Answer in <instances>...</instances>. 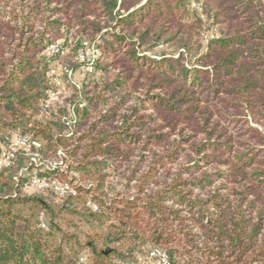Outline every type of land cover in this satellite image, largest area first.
I'll list each match as a JSON object with an SVG mask.
<instances>
[{
	"label": "trees",
	"instance_id": "16d2710c",
	"mask_svg": "<svg viewBox=\"0 0 264 264\" xmlns=\"http://www.w3.org/2000/svg\"><path fill=\"white\" fill-rule=\"evenodd\" d=\"M64 27L101 48L71 137L43 109V50ZM14 133L39 156L63 149L78 194L24 192L33 163L16 149L0 264H161L154 248L170 264H264V0H0V152Z\"/></svg>",
	"mask_w": 264,
	"mask_h": 264
},
{
	"label": "rangeland",
	"instance_id": "374dc122",
	"mask_svg": "<svg viewBox=\"0 0 264 264\" xmlns=\"http://www.w3.org/2000/svg\"><path fill=\"white\" fill-rule=\"evenodd\" d=\"M218 31L217 27H211L203 35V41L206 42L209 35ZM53 45H59L61 47L59 53L53 51ZM154 52L155 55L170 53L172 52V48L169 45L163 44L157 46L154 49ZM43 54L48 59L47 73L50 83L43 109H47L45 108V105L49 102L50 105L48 109H52L55 112L59 111L60 113L59 122L63 126V134L67 137L77 135V123L82 114V108L87 104L86 100L80 96V93L88 82L89 75L94 72V64L101 55V48L98 45L97 40L93 37L89 35H76L74 30H68L64 27L57 39L46 44ZM59 106L61 109L58 108ZM43 109L41 108V112H39L36 118L40 122L45 123L47 115L46 111ZM60 110H63V112H60ZM20 137H29V142L36 140L40 142L41 145L43 144L41 140L34 139L30 135L12 134L9 139V144L6 145L1 143L2 152H0V172L2 168L15 163V151L19 147H22L29 152V155L28 157L24 155L23 158L19 159V166L33 163L31 181L28 185H25L24 192L32 195L44 194L42 193L43 191L50 190L49 198H51L52 202L56 203H62L64 201L63 198L67 195L76 194L75 184L77 181H74L76 182L75 184L70 182V180H73L75 172L70 171L68 166L70 161L66 159L63 149L58 151L57 157L46 158L43 157V155L39 156V153L36 150L33 151L31 149L32 145L28 146L21 144L19 140ZM39 147L41 146L36 148ZM11 154H14L13 158L10 157ZM109 164L110 168L108 171L110 174H113L114 163L110 161ZM50 170L56 171L49 172ZM40 174H44L45 176L42 177ZM35 178L39 180V183L34 185L33 181ZM64 186H66V189L64 192H61V188ZM85 198H87V205L95 209L91 195H87ZM64 218L67 220V223H71H66L67 226L78 224L77 226L81 229V231L79 229L80 232L84 230L94 233V224L89 225L87 223H82L79 217L69 215L68 213H64ZM40 220L42 227L46 228L49 220L48 215L45 213L41 214ZM104 224L105 226L107 225V223ZM70 228L71 230H74L73 227ZM107 251L108 249H105V252ZM88 254V250H85L82 259L85 260Z\"/></svg>",
	"mask_w": 264,
	"mask_h": 264
},
{
	"label": "built area",
	"instance_id": "2783aa9c",
	"mask_svg": "<svg viewBox=\"0 0 264 264\" xmlns=\"http://www.w3.org/2000/svg\"><path fill=\"white\" fill-rule=\"evenodd\" d=\"M52 48H53V51L54 52H59L60 51V49H61V47L59 46V45H53L52 46ZM49 102L45 105V108H48L49 107ZM29 138V137H28ZM27 137H20V142H21V144H23V145H28V146H35V147H38V146H41V143L40 142H38V141H36V140H33V141H31V142H29V139H28ZM29 142V143H28ZM10 157H14V154H11V156ZM9 159H11V158H9ZM9 164H10V162H9ZM39 183V180L38 179H36L35 178V180L33 181V184L35 185V184H38ZM66 186H64L63 188H61V192H64L65 191V188ZM67 189H68V187H67ZM150 256L152 257V258H160L161 260H162V262H161V264H170L169 263V255L164 251V250H162V249H159V248H154L151 252H150ZM146 264H152V263H150V262H147Z\"/></svg>",
	"mask_w": 264,
	"mask_h": 264
}]
</instances>
